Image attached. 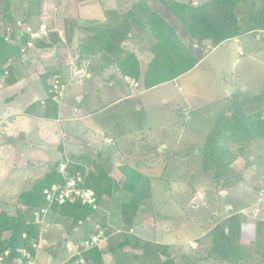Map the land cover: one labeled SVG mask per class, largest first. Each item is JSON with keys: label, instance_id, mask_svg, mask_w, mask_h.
<instances>
[{"label": "rangeland", "instance_id": "1", "mask_svg": "<svg viewBox=\"0 0 264 264\" xmlns=\"http://www.w3.org/2000/svg\"><path fill=\"white\" fill-rule=\"evenodd\" d=\"M35 1L29 0L28 3L33 15L32 23L40 21L45 25L40 24L36 30L31 31L38 32L40 36L55 33L53 31L62 28L61 21H55L53 17L68 20H63L65 29L68 31L72 27L70 25L75 15L77 18L88 13L87 10H78L73 7L72 3L76 0H40L36 5ZM58 1L66 2L68 8L55 10L54 5ZM109 1L104 0V2ZM136 1L112 0L113 5L117 7L125 6L123 8L125 11ZM155 1L161 3L160 0ZM180 1L185 4L191 3L193 7H196L207 0ZM87 2L92 4L90 9L99 16L98 6L102 0H87ZM165 9L163 12L168 16L170 13ZM20 20L21 18H17V21ZM0 24L4 25L1 22ZM15 27H17L16 23ZM41 28L43 34L39 32ZM7 30L11 31V27H7ZM72 30L73 28L71 32ZM146 31L150 37V32ZM261 32L263 31L245 34L237 39L231 38L230 41L214 49L208 44L205 46V52L199 47H194L191 42V50L195 51L198 48L195 54L201 57L203 53L202 59L192 70L181 75L177 80L146 91L134 88L127 99L113 107H106L104 101L101 105L100 102L96 104L98 102L96 99L92 100L89 103L90 108L87 103L80 111L79 116H83L81 120H70L71 114H68L62 117L63 121L60 123L23 114L27 106L46 95V88L38 76L34 78L37 74L32 76L29 69H24L26 61L22 57L15 65V69L21 74L19 84L3 87L5 79H0V120L9 115L14 116L13 121L9 122L5 119V123L0 127V202L31 190L52 164L62 160L66 153H77L87 160L92 154L90 150L92 138L106 127L113 134L118 132V136L125 132L132 134L137 131L140 134V132L143 133L142 131L151 130L156 140L166 136L162 141L164 145L159 146L160 151L166 147L164 155L166 167L164 169L155 167L153 170L137 169L141 176L143 174V177L147 178L146 185H149L147 189L148 194L151 195L150 199L145 197L144 191L139 192L143 203L139 201L137 205L142 204L138 206L137 214L133 213L135 206L133 193L124 189L123 185L117 186L119 195L115 196L113 191L108 208L96 214L94 220H91L96 224L105 223L106 225L108 222L112 228L120 230L121 233L129 228L134 229L132 236L124 237L115 234L113 229L110 230L112 236L106 239L101 248L109 249L105 253L107 264L110 261L113 264H129L131 256L128 258L123 255L118 242L126 238L130 240L129 243L136 240L144 245L142 251L134 250L135 254H141V261H144L142 264H160V262L156 263V257L161 251L167 258L166 264H185L188 255L190 260H193L195 253H189L184 246H176V244L181 245L185 239L202 242L200 251L196 252L210 254L213 235L210 228H214L224 220L218 215L224 208V199L219 194L223 188L229 192V199L236 202L234 209L240 206L239 208L245 210L249 216L255 213L252 211L254 208H259L261 213L258 214V218L264 225V194L259 197L260 185L256 187L251 185L253 174L257 170L256 166L264 165V138L262 137L264 117H260L259 120L255 116L260 115L257 112L264 108V66L249 63L252 61L251 55L254 56V54L259 61L264 62V56L259 57L261 54L264 55V33ZM258 36H262L259 41ZM143 40L146 47V39ZM74 57L75 54L71 49L68 52L66 48H59V60L75 62ZM147 57L144 60H147ZM84 62L97 64L96 58L92 61L86 59ZM75 66H64L60 78L63 80L73 71L81 69ZM72 78L73 82L63 80L66 85L65 95L69 94L72 87L82 86L76 82L78 76L73 74ZM129 82L132 84L131 79ZM234 87L236 89L255 88L258 94L257 91L255 93L248 91L237 94L240 96L238 98L236 93L229 94ZM66 100L64 99L61 103L68 104ZM35 103L33 111L37 113L39 105L38 102ZM79 105L81 106V103ZM254 112L255 115L250 118H254L255 121L248 123L249 114ZM248 124L254 128L253 135L256 134L254 140L250 142L241 140L250 137L246 129ZM220 125H222L221 132L211 142L208 161L203 162L201 157L207 135ZM73 134H76V144L70 142ZM211 169L212 177L208 172ZM137 178L135 177L136 180H134L136 184L139 183ZM168 188H170V195H168ZM16 208L18 214H27L25 204L18 203L17 207L0 205V209H4L11 215L15 213ZM125 210L126 213L128 212L127 217ZM133 214L136 215L130 220ZM57 219L53 215L52 222L47 219L46 222H49L44 224L45 230L43 226V230L39 231L38 237L45 243L35 256L31 254L32 264H59L77 255L75 241L82 234L83 229L78 228L67 233L68 222ZM165 228H168L167 232L164 231ZM205 230H207L206 233ZM237 235L229 240L227 259L221 257L218 259L221 264L232 261L241 263L245 253L239 246L248 241L246 237L248 234L242 231L236 239ZM242 235L246 238L242 239ZM48 241L49 244H47ZM225 243H227V236L223 235L221 244L226 245ZM263 244L255 243V247L252 248L258 256L257 263L253 264H264ZM128 245L131 246V244ZM52 251L55 257H52ZM137 261L135 260L134 263ZM25 263V259L20 262V264ZM13 264H19V262H13ZM74 264L83 263L79 261Z\"/></svg>", "mask_w": 264, "mask_h": 264}, {"label": "trees", "instance_id": "2", "mask_svg": "<svg viewBox=\"0 0 264 264\" xmlns=\"http://www.w3.org/2000/svg\"><path fill=\"white\" fill-rule=\"evenodd\" d=\"M147 1L137 0L128 10L121 13H112L106 23L95 22L93 24L92 22L90 25L87 23L84 29L87 32L85 40L88 43L85 44L86 46L83 47L77 59L79 66L90 70V62L88 65H85L84 61L86 59L90 61L96 58L97 61H109L118 68L123 77L134 80L139 88L145 90L173 81L192 70L197 65L199 59H197L196 54L193 52L189 53V50L185 47L180 50L170 47V45L178 41L171 27H166V32L160 30L159 34L161 36L158 39L154 37L152 30L154 31L156 27L149 20L145 8ZM162 2L170 13L174 8L180 7L181 11L193 22L195 27L192 33L193 44L204 52L205 46L208 44L213 48L226 39L239 37L249 32L264 31V0H207L196 7H193L191 3H179L176 0H162ZM28 3L29 0H0V22L4 24L3 26L0 24V79L4 78L7 85L14 84L20 78L21 75L15 69L16 62L23 56H28V52L32 47L44 46V48H48L51 45L59 46L63 43L58 38L57 33H49L31 39L29 33H20L17 27L14 28L15 23L17 24L18 22L17 18H21V23L26 26L29 25L31 30H36L40 25V21L35 22V24L32 23L33 15ZM9 26L11 27V31L7 30ZM133 29L137 32L148 30L154 39L152 45L149 47L152 58L143 73L139 69V62L135 55L127 49L125 44V42L131 39ZM47 39H49L48 42L46 41ZM29 42L33 43L32 47H27V43ZM54 75L53 73H43L40 75V79L46 90L49 89L48 80ZM34 104L36 103L27 108L29 109L28 113L37 114L47 119L57 118L59 104L54 101L52 94L49 93L48 97L43 101L42 111L37 113L31 111L35 110ZM257 118L261 119L260 117ZM247 121L250 123L254 122L255 119L248 117ZM221 128L222 125L216 127L207 135L206 145L201 157L202 161L204 160L203 162L208 161L211 142L221 132ZM246 129L251 138L247 137L241 140L250 142V140L256 137V134L253 135L255 131L250 124L247 125ZM262 132H264V129H262ZM262 137L264 138V134ZM69 161L66 165L67 175L71 176L75 172L85 174V186L94 190L99 211H92L89 207L76 202L73 204L67 203L62 206L54 204L50 207L49 212L51 215L56 216L58 221L68 222L67 233L78 228L83 229L82 234L75 241V244L78 245L81 240L87 238L96 230H105V223L96 224V222H93L96 224L92 225L94 228L90 227L89 229V221L94 220L96 214L108 208L113 181L96 164L93 165L91 162H86L85 164L78 163V159L74 156H71ZM59 163L55 162L43 178L34 184L31 190L24 191L8 200H2L0 205L17 207L19 203L25 204L26 207H44L46 202L43 190L52 184L63 183L64 181L57 171ZM208 172L209 175L211 173L210 177H212V169ZM135 177H138L137 180L140 179V174L137 170H129L122 186L133 193L135 199L133 213H136L138 206L143 203V199L138 194L141 186L135 183ZM139 201H142V203L137 205ZM24 214H18L17 208L13 215L7 213L4 209H0V257H3L1 264H13L14 260L20 257L19 251L21 250L34 254L29 241H37L39 228L29 223L27 214ZM134 216L135 214L132 215L130 220ZM50 219V222H52V218ZM239 220L240 215L234 214L212 228V251L209 257L217 259L220 257L226 258V251L230 244L229 240L237 234L236 239L239 237ZM24 234L26 235L25 239L22 238ZM223 235L227 236L226 245L221 244ZM105 236H107L106 231ZM129 241L127 238L123 239L120 242V247L122 248L129 244ZM47 244H49V241ZM108 251V248L103 250L91 248L59 264H74L80 260L83 264H107L105 253ZM5 252H9L8 257H4ZM51 253L53 254L52 257H55L53 251ZM166 260L167 258L163 255L162 251L157 254L156 263L166 264ZM108 264H113V262L110 261Z\"/></svg>", "mask_w": 264, "mask_h": 264}, {"label": "crops", "instance_id": "3", "mask_svg": "<svg viewBox=\"0 0 264 264\" xmlns=\"http://www.w3.org/2000/svg\"><path fill=\"white\" fill-rule=\"evenodd\" d=\"M78 1L80 0L73 1L72 3L73 7H75V9H78V10L79 9L83 11L87 10L88 13H84L83 17L78 16L77 18L75 15L70 25L72 26L71 28H73L72 32H71V28H69L68 31H66L65 29L66 25H65V22H63V20L65 19H58V18L53 17L55 21L56 20L61 21L62 28L60 30H56L53 32L57 33L58 38L63 43H61V45L59 46L51 45L48 48H44V46L42 47H32L31 46L32 49L28 52L29 55L23 56V59L25 58V61H26L24 63V67H25L24 69H29L32 76L34 74H37L34 77L35 79L37 78V76L40 78V75L43 73H53L61 77L62 69L64 66H67V65H74V66L76 65L75 67L80 68L81 66H79L77 59L80 56V52L82 51L83 47L86 46L85 44L88 43L85 40L86 39L85 34L87 32L84 29V26L87 23H89L90 25V23L92 24V22L93 24L95 22L106 23V21L108 20V17L112 13L114 12L121 13L122 11H125V9H123L125 8V6L117 7L116 5H113L114 3L112 2V0H110L109 2H104V0H102V2H100L98 6L99 8V16H98V15H95V13L90 9V6L92 5L90 2H87V0L86 1L81 0V2H78ZM160 1L161 3L155 0H148L145 6L151 24L156 27L154 31L152 30L154 37L158 39L161 36V34H159L160 30H163L164 32H166L167 31L166 27H171L178 41L176 43H173L172 45H170L169 43L170 47L175 48L177 50H180L181 48L185 47L186 49L189 50L188 51L189 53L193 52L195 54L198 48L195 49V51L191 50L192 48L191 42H193L192 33H193V30L195 29L193 22L187 17L186 14H184L181 11L180 7L174 8L171 13L169 12L170 13L169 15H171L172 17L169 15L166 16V14L163 12V10L165 9V6L163 5L162 0ZM176 1H178L179 3L181 2L180 0H176ZM35 3H37V0ZM66 5H67L66 2L63 3V2L58 1V2H55L54 9L55 10L59 8L67 9L68 6ZM65 21H68V20H65ZM39 24L45 25L42 22ZM48 32H50V30ZM254 32H260V31H254ZM251 33L253 32H249L247 34H251ZM261 33H264V31ZM149 35L150 37L148 36L146 30L137 32L133 29L132 34H131V39L125 42L127 49L129 47L131 48L128 50L135 55L137 61L139 62V69L142 73L144 72L145 67L148 65V63L150 62L152 58V55L149 52V47L152 45V42L154 41V39L152 38L151 34ZM144 38L146 39V42H147L146 47L144 45V40H143ZM237 38L238 37H234L233 39H237ZM261 38L262 36H258V41ZM230 40L231 39H226L222 41L220 44L226 41H230ZM46 41L48 42L49 39H47ZM220 44H218L217 46H219ZM31 45H33V43H31ZM60 47L66 48L68 52L71 49L73 53L75 54L74 59H76V61L75 62L72 60L66 61L65 59L59 60L58 57H59ZM144 47L145 49H143ZM215 47H213L212 49H214ZM255 55L256 54H254V56L251 55L252 61L249 63H253L256 66H261V65L264 66V62L261 60L259 61L258 60L259 58L256 57ZM99 56L101 55L99 54ZM196 56H197V59H199L198 60L199 62L202 59L203 53L201 57L198 54H196ZM263 56L264 55L261 54L259 57L263 58ZM146 57L148 59L144 60V58L146 59ZM85 64L88 65V63H85ZM90 65H91L89 66L90 70H86L81 67V69L85 71V76H83L82 78L83 84L81 87L78 85L75 87H72L69 94L65 95L66 98L68 97L67 100L66 98H64L66 101H68V104H65L64 102L59 103L56 119H47L37 114L33 115L32 113H28L29 110L27 108L35 102L39 103V107L37 111L38 112L42 111L43 101L48 97V94H49L48 90H46V95L44 97H42L39 100H36L35 102L27 106L23 114H26L28 116L38 117L40 119L47 120V121H56L57 123H60L63 121L62 117L68 116V114H71L70 120L76 121V120H81V118L83 117L81 115L79 116V113L82 110V108H84L85 104L88 103L89 108L91 107L89 103H91L92 100L95 101L96 99L98 101L96 104L100 102V104L102 105L105 102L106 107H113V106L119 105L121 102L127 99V96L131 95L132 89L138 88L140 90H145V89L139 88L138 84L132 79H131L132 80V84H131L129 82L130 78L123 77L120 74L118 68L112 63H110L109 61H105V60L97 61V64L91 63ZM73 72L70 76H68L67 78H64L63 80L65 81L70 80L71 82H73L72 81ZM178 78H176L175 80H177ZM19 79H17L14 84H11V85L4 84L3 87L15 86L19 84L20 82ZM173 81L166 82L164 84L171 83ZM150 89H146V90H150ZM248 91L250 93H255V91H257V94H258V90H256L255 88L252 89V88H247V87L240 88V89L239 88L236 89L234 87L229 94L232 95V93L234 94L236 93L237 95V94H243ZM237 97L240 98L239 95H237ZM79 103H81V106L79 105ZM257 113H259L260 115H255V112H254L251 115L249 114V118L252 115H255L257 117H264V108H261V110ZM5 119H8V121L10 122L14 120V116L9 115ZM142 132L143 133L140 132V134H138L137 131L133 132L132 134H129V132H125V134H119L120 136H118L117 135L118 132L116 133L114 132L113 134L109 132L108 128L106 127L105 130H102L101 133L99 134L97 133L96 135L94 133L95 136L92 138V141L90 143V150L92 151V154L90 155V157H88L89 160L88 159L85 160L83 158V155L81 156L77 153H66L64 154V157L62 158V160L58 161L60 162L59 165H61V163H65L66 161L67 163L70 162L69 160L71 156L76 157V159H78V163H81V164L85 162H91L93 163V165L96 164L98 168L100 167V169H102L108 174L109 179H112L113 183H112L111 191L112 193L113 191H115L114 192L115 196H118L120 191H117L118 189L117 186L121 187L123 185V182L127 174L129 173V170H132V169L137 170L141 168L146 169V170H150V169L153 170L155 169V167L158 169L159 167H161L160 169H164L166 167L165 166L166 158L164 157L166 147L162 148L161 151L159 150V146L164 145L162 141L163 139L166 138V136H162L160 140H156L155 137L152 136L151 130L149 131L145 130ZM88 133L89 131L87 132V134ZM121 133H124V132H121ZM62 138H64V136H62ZM70 142L72 144H76L75 143L76 134H73V136L70 137ZM101 142H103V144H101ZM260 167L256 166L257 170L253 174V177H252L253 183L251 184L252 186H255V187L257 185H260L259 187H260L261 192L258 194L259 197H261L262 194H264V190H263L264 189V165L261 167V169ZM256 168L254 166L253 169L255 170ZM241 170H244V168H241ZM257 172L258 174H256ZM143 176H144L143 174L142 176L140 174V179H139L140 181L138 184L141 186V188L139 189V192L144 191L145 197L150 199L151 195L148 194V189H147V187L149 188V185H146L147 178ZM259 182H261V184H259ZM168 190H169L168 195H170V188H168ZM171 191H173V189H171ZM219 194H221V196L224 199L223 201L224 211L223 210L220 211V209H218V211H220L218 214L219 216H221L220 219H226L230 217L231 215L239 214L240 215V220H239L240 221V233L242 231H246L248 234V236H246L248 241L246 243H242L243 245L239 246L240 248H242V250H244V253H245L244 257L242 258L241 263L240 262L236 263L235 261L228 262V263L229 264L257 263L258 259L256 258L258 256H257V253L252 248L255 247V243L260 244V245L264 243V229H263L264 225H262L261 219L258 218V214L261 213V210L256 207L252 210V211H255V213L253 212L252 215L248 216L245 210H243L242 208H239L240 206L236 209L233 208L236 202L229 199L230 194L229 192L225 191V188H223V190ZM109 202H110V199H109ZM239 204H241V202H239ZM26 216L29 218L28 213ZM50 218H53V215H50ZM50 218H49V221L51 220ZM91 223L92 221H89V229L90 227L94 228L93 226H91ZM212 228H210V230ZM111 229H113L115 234L123 235V237L125 235L132 236L134 233V229L132 228H129L126 231L123 230L121 233L120 230L118 231L117 229L112 228L111 225L107 222L106 227H105V231L107 232V236H106L107 240L111 238L112 236V232L110 231ZM44 230H45V226H44ZM129 230H132V232H129ZM164 231L167 232L168 228H165ZM206 231L207 230H205V233ZM208 233H209V230L207 234ZM246 237L243 236L242 239H245ZM117 238H118V235H117ZM122 240L123 239H120L118 242L120 243ZM189 241H190L189 239H185L183 242H181V245L176 244V246H179V247L184 246L186 248L185 250H187L191 254L195 253L196 255V256L193 255V260H190V257L188 255L187 257L188 259L185 260L186 261L185 264H187L188 262L194 263V264H221V261L218 260L219 258L218 259L214 257L208 258L209 253H197L196 252V251H200L203 245L202 242L197 243L194 241H190V242ZM129 244H131V246L125 245L121 248L122 250L121 252L123 253L124 256H128V258L129 256H131V258L129 259L130 260L129 264L144 263L143 260L141 261V254L139 255V254L134 253V250L135 252L137 250H138L137 252L142 251L141 249H142V246L144 247V245H141V243L137 242L136 240H133L132 243H129ZM100 250H103V249L100 248ZM131 251L132 253H129ZM135 260H138V261L134 263ZM208 262H212V263H208Z\"/></svg>", "mask_w": 264, "mask_h": 264}, {"label": "built area", "instance_id": "4", "mask_svg": "<svg viewBox=\"0 0 264 264\" xmlns=\"http://www.w3.org/2000/svg\"><path fill=\"white\" fill-rule=\"evenodd\" d=\"M16 26L20 30V33H29L31 39L40 36L38 32H32L29 26H23L20 21L17 22ZM39 32L41 34L44 33L42 28L39 30ZM27 47H31V42L27 43ZM73 74L78 76V80L76 81L77 84L82 85V78L85 76L84 71L82 69L76 70ZM49 80L48 91L53 95L54 101L59 104L64 100L66 85L63 83L64 81L57 75L52 76ZM3 123H5V119L0 120V127L3 125ZM68 163L67 161L65 163H61L57 169L64 180L63 183L52 184L43 190V196L46 205L44 207H27L26 212L29 215V223L38 226L40 232L43 230L42 227L46 223V220L50 218L51 213L49 212V209L54 204L57 206H62L67 203L73 204L78 202L83 206L89 207L92 211H99L98 201L94 190L85 186V174L75 172L73 175L68 176L66 170V165ZM129 232H132V230H129ZM22 238L25 239L26 235L24 234ZM105 241V230L98 229L87 238L79 242V244L76 246V254H79L80 251H85L91 248L100 249L102 248V245L105 243ZM29 243L31 248L35 251V256V253L40 250L42 244H44L45 241L38 237L37 241L30 240ZM19 253L21 254L20 257L15 259L14 262H19L20 264L21 260L25 259V264H32L33 260L30 252L21 250ZM8 254L9 252H5L4 257H8ZM2 262L3 257H0V264ZM80 262L83 263L81 260Z\"/></svg>", "mask_w": 264, "mask_h": 264}]
</instances>
